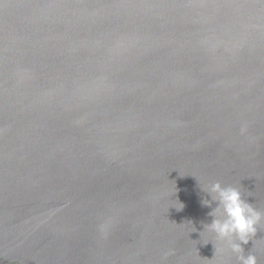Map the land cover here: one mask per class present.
<instances>
[{"label": "water", "instance_id": "water-1", "mask_svg": "<svg viewBox=\"0 0 264 264\" xmlns=\"http://www.w3.org/2000/svg\"><path fill=\"white\" fill-rule=\"evenodd\" d=\"M215 182L264 213V0H0V249L237 264Z\"/></svg>", "mask_w": 264, "mask_h": 264}, {"label": "clouds", "instance_id": "clouds-1", "mask_svg": "<svg viewBox=\"0 0 264 264\" xmlns=\"http://www.w3.org/2000/svg\"><path fill=\"white\" fill-rule=\"evenodd\" d=\"M244 130L242 129V132ZM201 189L210 197L202 199L201 204L211 208L208 215L212 217L211 223L204 225L203 232L214 233L217 239L226 241L227 250L235 255L237 264H257L256 256L251 252L245 255L242 245H247L256 235L257 225L264 219V213L243 199L241 192L235 187H225L220 182H215ZM178 203L180 206L176 208L180 211L184 204ZM214 203L216 206L213 208ZM217 251L224 250L215 247L214 255Z\"/></svg>", "mask_w": 264, "mask_h": 264}, {"label": "bare ground", "instance_id": "bare-ground-1", "mask_svg": "<svg viewBox=\"0 0 264 264\" xmlns=\"http://www.w3.org/2000/svg\"><path fill=\"white\" fill-rule=\"evenodd\" d=\"M0 260L11 264H31V262L39 264L37 260H34L29 256L8 251L7 249H0Z\"/></svg>", "mask_w": 264, "mask_h": 264}]
</instances>
